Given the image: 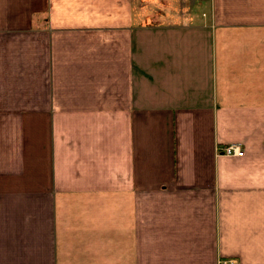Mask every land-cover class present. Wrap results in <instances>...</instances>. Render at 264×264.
Segmentation results:
<instances>
[{
  "label": "crops",
  "instance_id": "obj_1",
  "mask_svg": "<svg viewBox=\"0 0 264 264\" xmlns=\"http://www.w3.org/2000/svg\"><path fill=\"white\" fill-rule=\"evenodd\" d=\"M220 258L264 264V0H0V264Z\"/></svg>",
  "mask_w": 264,
  "mask_h": 264
},
{
  "label": "built area",
  "instance_id": "obj_2",
  "mask_svg": "<svg viewBox=\"0 0 264 264\" xmlns=\"http://www.w3.org/2000/svg\"><path fill=\"white\" fill-rule=\"evenodd\" d=\"M223 154L226 155H233V156H240L243 154V150L240 148L238 144H228L222 147L220 150ZM218 264H236L235 259H223L220 258L218 260Z\"/></svg>",
  "mask_w": 264,
  "mask_h": 264
}]
</instances>
